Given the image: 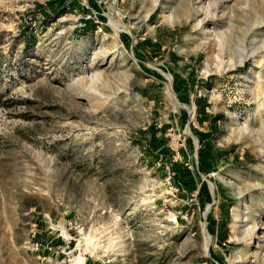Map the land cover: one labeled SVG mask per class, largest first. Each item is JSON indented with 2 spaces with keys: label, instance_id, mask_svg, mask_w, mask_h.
<instances>
[{
  "label": "rangeland",
  "instance_id": "1",
  "mask_svg": "<svg viewBox=\"0 0 264 264\" xmlns=\"http://www.w3.org/2000/svg\"><path fill=\"white\" fill-rule=\"evenodd\" d=\"M0 264H264V0H0Z\"/></svg>",
  "mask_w": 264,
  "mask_h": 264
}]
</instances>
